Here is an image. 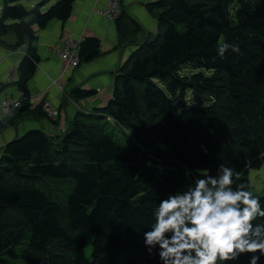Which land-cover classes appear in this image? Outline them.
<instances>
[{"label": "trees", "instance_id": "obj_1", "mask_svg": "<svg viewBox=\"0 0 264 264\" xmlns=\"http://www.w3.org/2000/svg\"><path fill=\"white\" fill-rule=\"evenodd\" d=\"M0 1V46L12 33L11 48L25 47L0 85V94L15 88L20 100L0 121V134L25 119L56 124L43 102H29L28 82L41 61L37 33L70 20L75 0H56L45 12L51 0H41L27 17L20 2ZM148 8L156 32L141 41L139 25L124 10L114 22L119 46L133 50L101 107L77 111L62 134L28 130L1 149L0 256L29 234V264H160L148 256L144 233L160 201L185 190L196 171L215 175L220 163L234 166L251 190L249 172L264 168V0H157ZM226 42L240 51L219 58L217 46ZM100 44L86 35L78 66L96 60ZM184 67L212 74L182 77ZM96 95L79 87L70 94L75 101ZM222 104L230 141L215 131ZM257 198L264 205V189ZM251 255L225 264H249Z\"/></svg>", "mask_w": 264, "mask_h": 264}, {"label": "clouds", "instance_id": "obj_2", "mask_svg": "<svg viewBox=\"0 0 264 264\" xmlns=\"http://www.w3.org/2000/svg\"><path fill=\"white\" fill-rule=\"evenodd\" d=\"M229 50L240 51L238 44L226 42L216 52L224 58ZM202 171H196L197 178L185 190L170 193L153 210L155 222L143 236L148 256H158L160 264H225L253 254L249 264H259L264 256V205L234 166L220 163L215 175Z\"/></svg>", "mask_w": 264, "mask_h": 264}, {"label": "crops", "instance_id": "obj_3", "mask_svg": "<svg viewBox=\"0 0 264 264\" xmlns=\"http://www.w3.org/2000/svg\"><path fill=\"white\" fill-rule=\"evenodd\" d=\"M108 1L75 0L70 20L65 23L52 21L37 33L35 45L41 61L28 82L29 102L32 106L49 102L54 110L59 111V121L52 124L47 120L25 119L16 126H9L0 134V155L6 143L28 130L43 129L51 135L64 133L67 123L77 111L101 107L111 96L114 73L126 61L133 48L119 46L115 24L100 15L99 11ZM155 1L157 0L122 2V10L140 27V34L135 36L139 41L146 33L156 32L157 21L148 8V4ZM28 2L29 8H32L35 1ZM86 35L100 39V56L90 63L62 71L58 57L59 47L66 39L81 42ZM3 40L4 45L0 46V85L7 83L9 75L17 69L25 52L24 46L19 49L11 48L16 41L14 34H8ZM76 87L94 90L97 95L91 99L75 101L70 94ZM5 97L19 99V92L15 88L3 91L0 103ZM6 118L0 108V121H5Z\"/></svg>", "mask_w": 264, "mask_h": 264}, {"label": "rangeland", "instance_id": "obj_4", "mask_svg": "<svg viewBox=\"0 0 264 264\" xmlns=\"http://www.w3.org/2000/svg\"><path fill=\"white\" fill-rule=\"evenodd\" d=\"M41 0H36L33 4L36 5L38 2H40ZM56 0H51L50 3H48L47 5H45L42 8V12H45ZM22 6H24L26 9H30V2H28L27 0L21 1L20 2ZM1 6H2V2L0 1V10H1ZM12 36V35H9ZM8 36V37H9ZM198 72H202L203 74L210 76L212 74V71H206V70H201V69H193V68H188V67H184L181 71H180V75L182 77H189L192 74H196ZM206 102V101H203ZM216 103V100L213 101V105ZM212 105V106H213ZM225 105L222 104L219 107V110H215L216 112V117H213V121L216 122V128L215 131H222L221 133L229 139V132H228V128L230 125V122H225L224 116L222 114V112L225 111ZM222 111V112H221ZM8 118V116H7ZM6 118V119H7ZM6 121V120H5ZM218 129V130H217ZM19 136H22L19 135ZM230 141V139H229ZM249 178H250V184H251V192L252 194L257 197L259 196L263 189H264V168H261L260 170H253L249 172ZM56 186H54V188H56ZM51 189H54L52 186H50ZM30 235L27 234L26 238L22 241L21 244H16L13 247H11L4 255L0 256V263L2 262H6L5 264H29L27 262V258L30 255L27 254V243L29 241ZM91 242H92V237H90L86 243L85 246V251L86 254L90 256L91 254Z\"/></svg>", "mask_w": 264, "mask_h": 264}, {"label": "built area", "instance_id": "obj_5", "mask_svg": "<svg viewBox=\"0 0 264 264\" xmlns=\"http://www.w3.org/2000/svg\"><path fill=\"white\" fill-rule=\"evenodd\" d=\"M123 0H109L107 4L99 11L100 15L114 23L122 12ZM80 42H73L71 40H64L63 44L58 49V57L61 63L62 71L70 70L78 67V45ZM10 79V75H9ZM20 106L19 99H13L11 97H5L1 103L0 108L5 116H10L14 110ZM43 110L51 120L58 118V111L54 110L49 102H43Z\"/></svg>", "mask_w": 264, "mask_h": 264}, {"label": "water", "instance_id": "obj_6", "mask_svg": "<svg viewBox=\"0 0 264 264\" xmlns=\"http://www.w3.org/2000/svg\"><path fill=\"white\" fill-rule=\"evenodd\" d=\"M16 2H21V1H24V0H15ZM18 10H19V13L21 16L23 17H27L30 13H31V10H26V8L22 5H19L18 6Z\"/></svg>", "mask_w": 264, "mask_h": 264}]
</instances>
